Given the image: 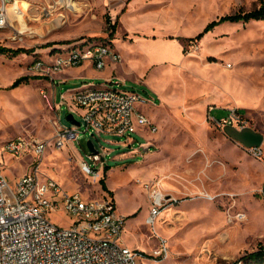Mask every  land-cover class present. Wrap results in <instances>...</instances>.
I'll return each instance as SVG.
<instances>
[{"label": "rangeland", "instance_id": "374dc122", "mask_svg": "<svg viewBox=\"0 0 264 264\" xmlns=\"http://www.w3.org/2000/svg\"><path fill=\"white\" fill-rule=\"evenodd\" d=\"M16 1L23 13L11 8L10 25L0 28V46L30 51L0 55V160L12 187L15 178L31 171L33 158L2 155L5 141L34 136L53 143L58 114L63 127H74L66 119L71 111L62 94L88 83L107 84L152 100L142 109L157 131L151 137L139 131L127 142L98 130L93 137L92 131L82 129L74 146L50 145L39 172L66 191L113 198L126 217L124 242L143 254L139 264H244L241 257L264 246V156L257 158L232 141L216 121L237 109L249 127L264 134V20L225 22L200 40H186L222 16L258 8L260 0ZM110 19L156 38L109 36ZM79 40L113 42L122 62L110 63L107 70L117 69L116 80L109 83L97 75L62 81L64 76L57 75L52 94L47 83L55 75L36 72L34 61L48 62L54 46ZM21 77L30 80L11 89ZM74 113L81 122V115ZM90 140L107 164L92 176L79 164L82 158L94 167L87 150ZM154 190L177 202L167 203L149 226ZM50 219L60 227L73 222L66 212ZM164 245L168 254L156 256Z\"/></svg>", "mask_w": 264, "mask_h": 264}, {"label": "built area", "instance_id": "2783aa9c", "mask_svg": "<svg viewBox=\"0 0 264 264\" xmlns=\"http://www.w3.org/2000/svg\"><path fill=\"white\" fill-rule=\"evenodd\" d=\"M11 8L17 14L23 13L16 0L13 3L0 0V28L10 25ZM111 22L115 24L113 20ZM19 33L25 35L27 32ZM110 40L93 44L79 40L64 44L51 51V61L37 59L32 69L54 76L91 62L98 70H104L110 63L122 62L121 54L113 49ZM42 94L54 104L44 91ZM61 100L70 113L75 116L76 111L81 115V127H63L58 114L53 143L34 136H18L6 140L1 147L2 155L31 156L33 159L31 171L13 180L15 187L10 185L11 179L0 162V264H139L142 254L123 243L126 217L119 213L113 198L92 199L80 191H66L54 179L42 175L39 166L50 145L56 149L74 146L80 141L82 129L84 133L92 131L93 137V131L98 130L124 137L127 142L140 130L155 133L157 127L142 109V104L149 101L135 91L107 84L89 86L68 96L63 94ZM216 121L225 127L242 129L248 126L244 114L237 109L229 110L225 118H216ZM94 147L96 149L95 144ZM87 150L94 167L82 158L79 164L85 174L92 176L100 173L107 164L97 149L96 154L88 147ZM246 150L257 158L264 156L263 146ZM176 202V198L154 190L153 208L146 224L154 226L164 206ZM62 212L73 221L69 227H60L50 219L51 214ZM165 254H168L165 245L155 251L156 256Z\"/></svg>", "mask_w": 264, "mask_h": 264}, {"label": "trees", "instance_id": "16d2710c", "mask_svg": "<svg viewBox=\"0 0 264 264\" xmlns=\"http://www.w3.org/2000/svg\"><path fill=\"white\" fill-rule=\"evenodd\" d=\"M261 1V5L250 11V12H246V13H236L233 15H225L222 16L220 18H218L217 20L211 22L210 24H208L206 26V28L204 29V31L202 33H200L198 36H196L195 38H187V41H194V40H200L203 36L204 33L209 32L210 30H212L215 26L225 23V22H249V21H253V20H264V0H260ZM116 27H117V22L115 24H112L111 19L108 22V28L111 30V33L109 36H113L115 31H116ZM64 44H68V42H62ZM57 43H53L50 45H54ZM30 51L25 50V49H13V48H9V47H5V46H0V55H7V56H11V57H17L22 53H26L28 54ZM30 80L29 77H21L19 79H17L11 86V89L17 88L19 87L21 84L23 83H28ZM110 169V166H106L105 168V173H107ZM102 186L104 188V190L108 191V188L105 184V180L102 179L101 180ZM143 255V254H142ZM239 261H241L244 264H264V246L263 245H259L258 249L247 253L246 255H244L243 257H241V259H239Z\"/></svg>", "mask_w": 264, "mask_h": 264}, {"label": "crops", "instance_id": "0c3cea01", "mask_svg": "<svg viewBox=\"0 0 264 264\" xmlns=\"http://www.w3.org/2000/svg\"><path fill=\"white\" fill-rule=\"evenodd\" d=\"M117 22V27H116V31H115V33H114V35L113 36H148V38H150V36H153V38H156V35L155 34H152V35H140L133 27H131L128 23H126L125 25H123V23H121V21H120V19L118 20V21H116ZM34 36H25V37H23V39H25V38H33ZM55 48H53V49H56L57 47L56 46H54ZM51 55H52V53H50ZM122 56V55H121ZM51 57H49V60H48V62L49 61H51ZM112 64V63H111ZM108 67V66H107ZM107 67L104 69V70H102L101 72H96V71H98V69L95 67V66H93V64L91 63V62H85L83 65H81V66H78V67H75V68H72V69H67V70H64V71H62V72H59V73H57L54 77H53V82L52 81H50V82H48L47 84L48 85H50L51 87H52V89H51V93L53 94V88H54V82H55V79H56V77H57V75L59 76V75H62V76H64V78L62 79V81H65V80H68V78L69 77H75V78H78V80L79 79H84V78H90V77H92V76H97V75H102V76H105L106 77V82H111V81H113V80H116L115 79V74L117 73V69H114L113 71H110V70H107ZM70 73V76L68 75V74H61V73ZM101 77V76H100ZM89 86H95V85H93V83H88V84H85V85H82L80 88H78V90H81V89H85V88H87V87H89ZM74 92V91H73ZM70 93H72V92H70ZM69 93V94H70ZM63 95V94H62ZM65 95H67V94H65ZM55 99V98H54ZM149 99V98H148ZM54 101V100H53ZM149 103V104H148ZM147 104H148V106L152 103V100H150V102H148ZM55 104V106H56V103H54ZM56 108H57V106H56ZM148 115V114H147ZM149 116V115H148ZM150 117V116H149ZM151 118V117H150ZM152 119V118H151ZM140 132H142V133H144V135H148V136H152V133H148V132H145L144 130H140ZM0 162H1V164H2V167H3V169H4V172H5V168H4V165H3V163H2V161L0 160ZM26 173V172H25ZM5 174H6V172H5ZM24 174V173H23ZM22 174V175H23ZM7 175V174H6ZM8 176V175H7ZM21 176V175H20ZM19 176V177H20ZM18 177V178H19ZM8 178H9V176H8ZM18 178H15L14 180H17ZM149 215V214H148ZM157 221H158V219H157ZM126 223H127V221H126ZM125 230H126V226H125V228H124V231H123V234H124V232H125ZM123 234H122V240H123ZM123 243L125 244V245H127V246H129L130 248H132V249H135V248H133L134 246H130L128 243H126V242H124V240H123Z\"/></svg>", "mask_w": 264, "mask_h": 264}, {"label": "water", "instance_id": "95a60500", "mask_svg": "<svg viewBox=\"0 0 264 264\" xmlns=\"http://www.w3.org/2000/svg\"><path fill=\"white\" fill-rule=\"evenodd\" d=\"M66 119L69 123H71V125L78 127L82 126V122L78 121L74 114L70 112L67 113ZM224 133L232 141L239 143L244 148H258L264 145V134L249 126H246L242 129H238L235 126H226L224 128ZM87 147L91 153H97L92 140L88 142Z\"/></svg>", "mask_w": 264, "mask_h": 264}, {"label": "bare ground", "instance_id": "6f19581e", "mask_svg": "<svg viewBox=\"0 0 264 264\" xmlns=\"http://www.w3.org/2000/svg\"><path fill=\"white\" fill-rule=\"evenodd\" d=\"M17 4L19 5V1H17Z\"/></svg>", "mask_w": 264, "mask_h": 264}]
</instances>
